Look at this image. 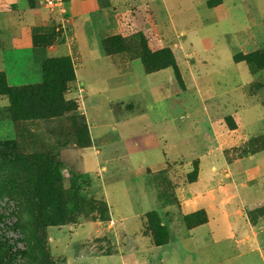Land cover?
I'll return each instance as SVG.
<instances>
[{"label": "crops", "instance_id": "obj_1", "mask_svg": "<svg viewBox=\"0 0 264 264\" xmlns=\"http://www.w3.org/2000/svg\"><path fill=\"white\" fill-rule=\"evenodd\" d=\"M62 1L61 11L0 0V73L17 86L12 69L49 59L73 68L66 97L90 137L77 164L113 225L67 233L63 245L80 251L63 255L66 264L90 255L102 264H264V0ZM142 39L151 53L169 50L175 68L147 71ZM9 105L0 94V140L17 133ZM173 169L194 178L166 196L161 175ZM151 211L165 245L147 228ZM198 211L206 222L188 229L183 217Z\"/></svg>", "mask_w": 264, "mask_h": 264}, {"label": "rangeland", "instance_id": "obj_2", "mask_svg": "<svg viewBox=\"0 0 264 264\" xmlns=\"http://www.w3.org/2000/svg\"><path fill=\"white\" fill-rule=\"evenodd\" d=\"M11 71L12 83L19 84L11 87L27 86L34 90L15 106L16 136L0 140V214L8 217L0 221V250L4 251V241L14 250H25L24 258L15 255L14 260L10 259L14 264H66L63 255L70 257L72 250L77 249L63 245L69 241L67 233L88 222L109 220L113 225L107 218L106 205L90 195L93 180L86 179L77 164L76 151L86 148L83 146L90 139L77 100L66 97L76 87L70 81L72 73L66 61L49 60L36 67L27 65L22 73ZM4 79L9 85L8 78ZM154 156L148 153L147 161L156 160ZM41 159L51 162L60 172L56 179L54 169L51 170L52 188L40 178L37 164ZM166 172L165 176L161 175L167 185L161 186L166 196L183 178L187 181L194 178V170L186 174L176 169ZM140 180L141 177L135 178V184H140ZM140 202H133L131 207L137 210L140 204L146 208ZM62 227L64 231L60 234ZM55 241L63 254L53 253ZM92 241L100 248L104 247L100 243L108 242L105 237ZM93 259L90 255L75 264H102L100 258Z\"/></svg>", "mask_w": 264, "mask_h": 264}, {"label": "trees", "instance_id": "obj_3", "mask_svg": "<svg viewBox=\"0 0 264 264\" xmlns=\"http://www.w3.org/2000/svg\"><path fill=\"white\" fill-rule=\"evenodd\" d=\"M142 47H143V56L142 61L145 65V68L147 71L157 70L166 66H171L175 68V63L173 56L169 50H162L158 52L151 53L146 46V43L144 39H142ZM250 58V57H249ZM49 60H58V61H66L68 62V65L70 67L72 77L71 80L74 82L75 76L73 73V68L69 62L68 59H49ZM47 60V61H49ZM45 61V62H47ZM258 67L264 66V59H260V61L257 64ZM5 76L3 73H0V94L8 97L10 101L9 105V112H10V118L12 121L16 119V115L18 114V109L15 107L16 105H19L21 101H23L24 97L27 95L31 96L33 94L34 88L22 86L19 88H13L9 85L5 84ZM264 106V103H263ZM87 131V136L89 137L87 127L85 126ZM90 139V137H89ZM90 146V141L88 145H85L83 147ZM39 167V175L40 178H42L43 183H47L50 188H52V185L50 184L52 182V175L51 170L54 169V176L56 179H59L60 172L58 169L52 166V163L47 161L46 159H41V163L37 164ZM8 219V217L2 213L0 214V221ZM145 219L147 221V228L151 232L153 242L156 246H162L168 243V233L166 228L161 224L160 217L156 211H151L145 214ZM185 226L190 229L192 227L201 225L206 222V216L203 211H198L192 215L184 216L183 217ZM0 241H2L0 239ZM1 244V243H0ZM4 251L0 250V264H14L11 262L10 259L14 260L15 255H19L22 258H24L27 254L26 251L21 250H14L10 245L7 244V242L4 241L3 243ZM15 252H13V251ZM6 257V259H4ZM16 264V263H15Z\"/></svg>", "mask_w": 264, "mask_h": 264}, {"label": "built area", "instance_id": "obj_4", "mask_svg": "<svg viewBox=\"0 0 264 264\" xmlns=\"http://www.w3.org/2000/svg\"><path fill=\"white\" fill-rule=\"evenodd\" d=\"M44 4L50 10L58 8L62 11L64 9L62 0H44Z\"/></svg>", "mask_w": 264, "mask_h": 264}]
</instances>
